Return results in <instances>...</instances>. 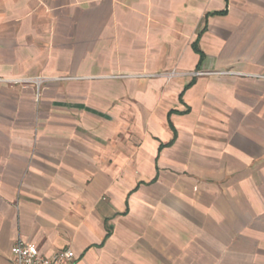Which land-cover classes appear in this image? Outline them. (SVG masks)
I'll use <instances>...</instances> for the list:
<instances>
[{
  "label": "crops",
  "instance_id": "1",
  "mask_svg": "<svg viewBox=\"0 0 264 264\" xmlns=\"http://www.w3.org/2000/svg\"><path fill=\"white\" fill-rule=\"evenodd\" d=\"M18 239L264 264V0H0V264Z\"/></svg>",
  "mask_w": 264,
  "mask_h": 264
},
{
  "label": "built area",
  "instance_id": "2",
  "mask_svg": "<svg viewBox=\"0 0 264 264\" xmlns=\"http://www.w3.org/2000/svg\"><path fill=\"white\" fill-rule=\"evenodd\" d=\"M201 75H204V73H193V76ZM177 76V73L172 72L168 74L167 77L173 79ZM19 81L23 82L24 80ZM33 82L39 89L43 80L38 78ZM12 254L14 257V264H76V257L71 249L59 251L52 256H45L34 243L26 242L22 239L16 241L12 247Z\"/></svg>",
  "mask_w": 264,
  "mask_h": 264
}]
</instances>
